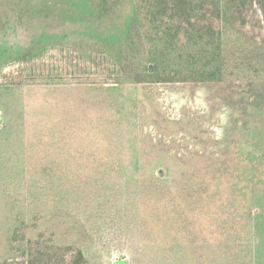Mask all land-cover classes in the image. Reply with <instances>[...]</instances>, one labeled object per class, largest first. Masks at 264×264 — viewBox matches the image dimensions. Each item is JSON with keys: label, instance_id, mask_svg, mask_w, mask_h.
I'll return each mask as SVG.
<instances>
[{"label": "rangeland", "instance_id": "obj_1", "mask_svg": "<svg viewBox=\"0 0 264 264\" xmlns=\"http://www.w3.org/2000/svg\"><path fill=\"white\" fill-rule=\"evenodd\" d=\"M134 11L0 0V263L32 239L91 264H264V67L135 84L71 48L117 38Z\"/></svg>", "mask_w": 264, "mask_h": 264}, {"label": "trees", "instance_id": "obj_2", "mask_svg": "<svg viewBox=\"0 0 264 264\" xmlns=\"http://www.w3.org/2000/svg\"><path fill=\"white\" fill-rule=\"evenodd\" d=\"M134 5L117 38L75 42L71 48L107 60L115 79L127 83L221 82L261 74L264 0H134ZM42 47L36 43L22 57ZM25 240L22 233L19 241ZM25 244L20 257L0 264H91L77 246L32 239Z\"/></svg>", "mask_w": 264, "mask_h": 264}]
</instances>
